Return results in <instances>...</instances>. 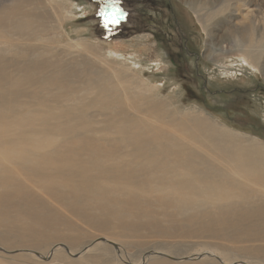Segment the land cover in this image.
I'll list each match as a JSON object with an SVG mask.
<instances>
[{
    "label": "bare ground",
    "instance_id": "1",
    "mask_svg": "<svg viewBox=\"0 0 264 264\" xmlns=\"http://www.w3.org/2000/svg\"><path fill=\"white\" fill-rule=\"evenodd\" d=\"M4 1L8 0H0V42L6 43L9 33L18 41L31 29L33 16L20 13L23 0L1 7ZM182 1L208 31L209 45L210 28L216 23L231 19L233 26L240 25V32L232 28L229 33L240 34L242 56L250 60L248 66L257 67L264 48V25L252 22L259 12L246 7V0H228L213 12L207 10L211 2ZM50 9L45 21H38L42 30L47 20L60 21ZM12 43L13 39L8 41ZM77 45L90 55L58 58L60 69L45 58L49 51L42 46L17 45L12 58L0 48V225L6 228L0 232L2 251L45 252L53 242H63L76 253L93 243L89 242L94 236L84 242L72 235V225L58 217L49 199L81 223H98L102 236L118 242L124 239L110 230L118 229L123 237L138 229L170 235L214 223L221 233L230 229L247 241L263 240L264 147L207 119L172 110L170 100L152 98V92L130 72L110 71L95 54L98 46ZM18 60L20 64L12 65ZM100 120L104 127H94ZM121 157L141 158L146 164L143 170H134L131 164L110 162ZM151 249L174 257L183 254L174 250L176 245L159 243L146 245L139 254ZM212 249L224 264L244 258L216 246ZM249 249L255 256L264 251ZM112 256L110 247L95 245L71 262L106 257L111 262ZM22 257L29 258H11ZM53 257L68 260L57 250ZM254 263L264 264V259L257 257ZM149 264L173 263L154 258Z\"/></svg>",
    "mask_w": 264,
    "mask_h": 264
},
{
    "label": "rangeland",
    "instance_id": "2",
    "mask_svg": "<svg viewBox=\"0 0 264 264\" xmlns=\"http://www.w3.org/2000/svg\"><path fill=\"white\" fill-rule=\"evenodd\" d=\"M203 1L211 2V5L207 6L210 12L228 3V0ZM14 2L15 0L4 1L1 7H10ZM245 2L246 7L259 12L252 18V22L257 27H262L264 0ZM57 5H60L59 10L55 9ZM113 5H117L115 8L120 10L119 23H109L105 27V17L99 13L103 9L106 15L112 14ZM50 6L54 8V15L60 21H55V18L49 19L42 30L38 21H45V15L51 11ZM19 11L22 16H33L32 26L18 41L15 34L9 33L7 42H0V48L6 49L9 58L17 51V45L20 48L42 46L50 52L45 53V58L50 59L57 69H60L58 58L90 55L88 51L79 48L80 45L77 43L94 44L100 49L95 54L99 55L110 71L130 72L152 92L150 94L152 98L168 99L171 101L172 110L207 119L221 130L249 137L264 147V48L256 62L257 67L248 66L250 60L242 56L239 50L242 42L240 34L229 33V29L232 28L240 32L241 27L233 26L231 19H223L222 23H216L212 28L209 26L213 34L212 44L209 45L211 38L208 31L196 17V12L182 0H23ZM8 21L9 19L6 20V25ZM27 33H30L28 40L24 37ZM138 37L139 40L135 41ZM11 38L13 43L8 45V41H12ZM56 52H60L61 55ZM20 63L18 60L12 65ZM81 68L83 67H78V70ZM8 72L13 74L12 67H9ZM88 97H91V94ZM98 118L103 119L105 116ZM61 121L64 122L65 119ZM105 124L100 120L94 127L103 128ZM126 150L124 148L122 152ZM122 152L121 155L125 154ZM114 161L118 164H131L134 170H143L146 164L141 158L121 157L110 162ZM223 167L225 168L224 165ZM13 170L17 168L14 167ZM49 202V205L60 214L58 217L72 225V235H77L80 241H88L89 236H94L89 243L94 240L95 242L91 246L86 245L84 251L82 247L77 254L71 252L63 242L59 243L64 244L68 252L62 247L53 248L59 244L53 242L45 252L35 251L40 256H36L28 249H14L8 252L0 249V264H149L154 258L165 259L173 264L189 262L208 264L204 260H214L217 264H223V260L221 261L219 257L217 259L219 253L212 249L215 246L229 255L240 258L244 256L243 260L225 264H256L254 260L257 261V257L264 259V251L255 256L249 249L260 247L264 250V239L250 242L242 234L234 233L230 229L221 233V228L216 223L200 227L199 230L198 226H193L192 231L183 229V232L170 235L156 234L149 229H138L130 231L131 235L123 237L118 229L110 230V233L120 236L121 240L124 239L123 241L127 243L125 245L123 241H113L102 236L100 232L104 230L97 226L98 223H81L62 205L51 199ZM89 214L96 218L94 212L91 211ZM4 230L6 228L0 225V232ZM49 234L52 237L54 232L51 231ZM97 238L114 242L117 248ZM158 243L166 246L176 245L174 250H181L183 254L174 257L154 249L139 254L146 245ZM95 245H106L111 248L114 255L111 262L107 257L90 263L71 262L79 259L86 250ZM55 250L61 251L68 260L54 259ZM15 255H25L29 258H11ZM191 256L193 259H186ZM198 256L200 257L197 258Z\"/></svg>",
    "mask_w": 264,
    "mask_h": 264
},
{
    "label": "snow or ice",
    "instance_id": "3",
    "mask_svg": "<svg viewBox=\"0 0 264 264\" xmlns=\"http://www.w3.org/2000/svg\"><path fill=\"white\" fill-rule=\"evenodd\" d=\"M112 7H113L114 11L110 15H106L103 9L99 13L100 15L105 17V27H107V25L109 23H113V24L119 23V11L120 10L118 8H115L114 5Z\"/></svg>",
    "mask_w": 264,
    "mask_h": 264
},
{
    "label": "water",
    "instance_id": "4",
    "mask_svg": "<svg viewBox=\"0 0 264 264\" xmlns=\"http://www.w3.org/2000/svg\"><path fill=\"white\" fill-rule=\"evenodd\" d=\"M98 239H100V241H106L108 244H110V245H112L115 249L117 248V245L115 244V243H113V242H111V241H108V240H106L105 238H98ZM95 242V241H94ZM93 242V243H94ZM92 243V244H93ZM92 244H90V245H88V246H91ZM62 247L64 250H66L67 252H68V249H67V247L65 246V245H63V244H58V245H56V246H54L53 248H55V247ZM86 248V247H85ZM1 250H2V248H0ZM53 250V249H52ZM52 250L50 251V255H51V253H52ZM35 253V252H34ZM155 254H159V253H155ZM36 255H38L37 253H36ZM75 255V254H74ZM159 255H163V256H165L164 254H159ZM200 256H198L197 258H199ZM44 260L45 259H47V258H43ZM186 259H188V258H186ZM217 259H218V257H217ZM224 264V263H223Z\"/></svg>",
    "mask_w": 264,
    "mask_h": 264
},
{
    "label": "trees",
    "instance_id": "5",
    "mask_svg": "<svg viewBox=\"0 0 264 264\" xmlns=\"http://www.w3.org/2000/svg\"><path fill=\"white\" fill-rule=\"evenodd\" d=\"M115 6H117V5H115Z\"/></svg>",
    "mask_w": 264,
    "mask_h": 264
}]
</instances>
